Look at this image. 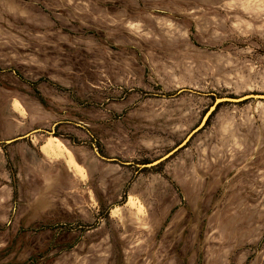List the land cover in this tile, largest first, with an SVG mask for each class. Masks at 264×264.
<instances>
[{
	"label": "rangeland",
	"instance_id": "1",
	"mask_svg": "<svg viewBox=\"0 0 264 264\" xmlns=\"http://www.w3.org/2000/svg\"><path fill=\"white\" fill-rule=\"evenodd\" d=\"M247 94L264 0H0V264H264Z\"/></svg>",
	"mask_w": 264,
	"mask_h": 264
},
{
	"label": "water",
	"instance_id": "2",
	"mask_svg": "<svg viewBox=\"0 0 264 264\" xmlns=\"http://www.w3.org/2000/svg\"><path fill=\"white\" fill-rule=\"evenodd\" d=\"M248 98H255V99H263L264 98V95L263 94H247V95H244L242 97H237V98H234V97H220V98H216L215 101L216 103L218 102H221V101H231V102H239V101H242V100H245V99H248ZM27 136V135H26ZM24 136V137H26ZM15 139L13 140H9V141H6L7 143H10L11 141H14ZM178 148L174 149L173 151H171L169 154H167L166 156H164L163 158L157 160V161H154V162H151V163H148V164H145L144 166H149V165H154V164H157L159 163L160 161L164 160L165 158H167L170 154H172L174 151H176Z\"/></svg>",
	"mask_w": 264,
	"mask_h": 264
}]
</instances>
